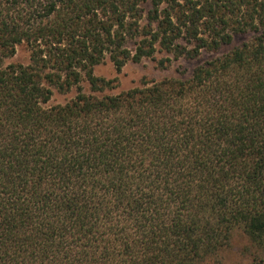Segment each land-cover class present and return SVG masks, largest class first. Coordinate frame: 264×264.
Listing matches in <instances>:
<instances>
[{"label":"trees","instance_id":"16d2710c","mask_svg":"<svg viewBox=\"0 0 264 264\" xmlns=\"http://www.w3.org/2000/svg\"><path fill=\"white\" fill-rule=\"evenodd\" d=\"M156 54L200 62L95 74ZM234 230L264 246V0H0V264H205Z\"/></svg>","mask_w":264,"mask_h":264},{"label":"rangeland","instance_id":"374dc122","mask_svg":"<svg viewBox=\"0 0 264 264\" xmlns=\"http://www.w3.org/2000/svg\"><path fill=\"white\" fill-rule=\"evenodd\" d=\"M141 21L140 23H142ZM242 41V37L235 39L233 45H237ZM228 49V48H227ZM225 49V51L227 50ZM163 54H156L155 59H142L138 63H127L121 72L117 73L109 60H105L102 64L95 68V74L105 79H117L118 87L114 92L127 90L139 86L143 80H160L163 78H174L179 75V71L185 70L187 74L199 62H187L184 60L171 61L169 66L161 69L157 66V60L162 58ZM29 52L25 46L17 48L15 55L7 59L6 64H27ZM202 58H205L203 56ZM70 95L54 96L52 104L65 102ZM205 264H264V246L252 243L240 230H234L230 236V242L227 248L213 260Z\"/></svg>","mask_w":264,"mask_h":264}]
</instances>
